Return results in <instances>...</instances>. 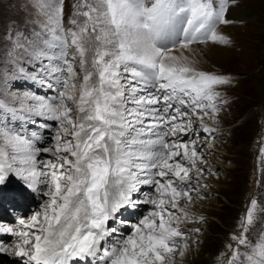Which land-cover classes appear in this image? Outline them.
<instances>
[{
    "label": "snow or ice",
    "instance_id": "obj_1",
    "mask_svg": "<svg viewBox=\"0 0 264 264\" xmlns=\"http://www.w3.org/2000/svg\"><path fill=\"white\" fill-rule=\"evenodd\" d=\"M238 0H27L0 53V192L37 208L0 220L15 264H182L206 218L204 150L231 75L203 70ZM21 82L32 86L24 88ZM48 92L40 94V89ZM52 93V95H49ZM264 157V146L259 148ZM145 207L131 219L126 213ZM256 198L217 264H264Z\"/></svg>",
    "mask_w": 264,
    "mask_h": 264
},
{
    "label": "rangeland",
    "instance_id": "obj_2",
    "mask_svg": "<svg viewBox=\"0 0 264 264\" xmlns=\"http://www.w3.org/2000/svg\"><path fill=\"white\" fill-rule=\"evenodd\" d=\"M74 2L66 0V12L71 11ZM26 3L27 0H0V53L10 48L9 37L14 31L25 29L29 15ZM236 6L246 15L243 21L233 24V43L226 47L229 59L217 68L222 75H231L234 83L220 88L228 103L220 113V131L214 141H209L211 150H204L208 153V167L212 169V174H205L208 195L191 209L206 221L190 225L202 229L197 234L201 243L190 249L182 264H217L218 254L230 242V233L238 231L237 224L244 215L246 203L254 189L257 192V186L254 188L248 181L250 174L251 179L256 178V169L260 180L257 201L264 207V157L259 151L256 160L253 152L250 157L257 121L264 108V0H238ZM21 84L33 90L38 87L31 82ZM261 142L264 146V124ZM257 218L262 220L259 212ZM261 229L258 223L252 235Z\"/></svg>",
    "mask_w": 264,
    "mask_h": 264
},
{
    "label": "bare ground",
    "instance_id": "obj_3",
    "mask_svg": "<svg viewBox=\"0 0 264 264\" xmlns=\"http://www.w3.org/2000/svg\"><path fill=\"white\" fill-rule=\"evenodd\" d=\"M244 15H246L245 11L243 9H240L238 6L230 8L228 18L234 22L229 25H221V30L224 32V34L228 35L232 39L234 33L232 26L237 21H243ZM226 47L227 46L209 45L208 47L204 48L202 52L200 51V49H198V59L201 60V67L203 68V70H217V68L226 63L230 56ZM140 209H137V212ZM141 211L142 210H140L139 212ZM135 212L136 210L130 211L129 213H126V215L131 218L133 216V213L135 214ZM11 261L12 259H10L8 262Z\"/></svg>",
    "mask_w": 264,
    "mask_h": 264
}]
</instances>
